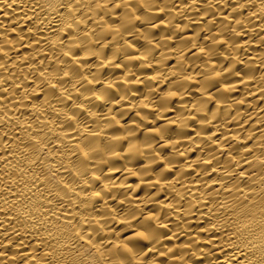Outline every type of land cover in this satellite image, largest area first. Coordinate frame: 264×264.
Returning <instances> with one entry per match:
<instances>
[{
	"label": "bare ground",
	"instance_id": "6f19581e",
	"mask_svg": "<svg viewBox=\"0 0 264 264\" xmlns=\"http://www.w3.org/2000/svg\"><path fill=\"white\" fill-rule=\"evenodd\" d=\"M0 264H264V0H0Z\"/></svg>",
	"mask_w": 264,
	"mask_h": 264
}]
</instances>
